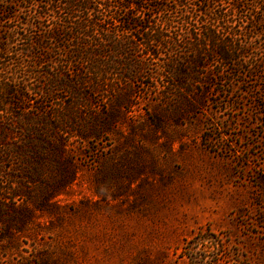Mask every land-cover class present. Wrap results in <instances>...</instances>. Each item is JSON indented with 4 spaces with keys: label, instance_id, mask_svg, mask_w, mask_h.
Returning <instances> with one entry per match:
<instances>
[{
    "label": "rangeland",
    "instance_id": "rangeland-1",
    "mask_svg": "<svg viewBox=\"0 0 264 264\" xmlns=\"http://www.w3.org/2000/svg\"><path fill=\"white\" fill-rule=\"evenodd\" d=\"M56 1L0 0V13L8 10L0 16L1 38L23 23L36 24L30 33L20 30L25 39L17 38L10 51L43 54L58 65L66 52L54 41L46 37L44 46L31 45L56 25L50 8ZM117 1L111 0L113 10ZM202 2L195 1L188 27L177 22L167 28L164 14L148 11L159 3L174 6L173 0H148L146 10L129 13L160 23L165 36L173 37L186 30L201 34L203 24L211 23L214 44L240 50L235 65L215 57L213 48H196L194 35L192 45L163 44L153 57L139 29L133 35L137 50L127 55L137 66L130 78L112 67L114 74L95 89L53 86L51 94L29 96L10 108L15 116L46 124L45 136L62 142L74 175L51 208L15 235L16 246L0 247V264H264V116L245 83L247 63L255 66L264 52V0H225L216 9ZM47 8L51 16L40 27L36 14ZM116 12L119 20L126 18ZM220 13L223 20L216 18ZM108 16L104 11L102 18ZM118 24L104 26L121 34ZM203 53L206 59L198 57ZM196 60L205 67L193 70ZM173 62V69L185 73L174 76ZM70 69L69 86L77 82L71 74L78 67ZM196 98L201 105L192 111ZM26 106L33 108L23 111ZM27 123L17 124L14 141L25 140ZM54 173L46 172L45 181L62 176ZM197 235L207 240L200 239L192 259L186 244Z\"/></svg>",
    "mask_w": 264,
    "mask_h": 264
},
{
    "label": "trees",
    "instance_id": "trees-1",
    "mask_svg": "<svg viewBox=\"0 0 264 264\" xmlns=\"http://www.w3.org/2000/svg\"><path fill=\"white\" fill-rule=\"evenodd\" d=\"M147 1L120 0L117 1L115 10H113L111 0H57L55 6L50 7L57 14L56 25L47 34L31 41L32 46H44V40L47 37L49 41H54L57 44L56 49L66 52L61 55L55 68L52 64L50 65V62H53L52 58H48L46 55L38 54L35 57L31 51H10L11 43H14L17 38L25 39L20 30L30 33L36 24L23 23L22 29L16 26L11 30L8 38L0 37V41L4 45H0V233L2 232L0 247L4 244L16 246L18 241L15 235L25 232L33 223L38 212L44 213L51 208L54 195L64 189L74 175L71 162L65 159L66 151L62 142L55 143L50 137L45 136L43 126L46 124L44 122L42 125L37 124L34 120L36 118L31 115L15 116L10 108L14 109L19 102L30 101L29 96L51 94L53 86L70 89H75L76 86L80 89L93 87L95 89L108 81L109 74H114L112 67L120 68L122 76L130 78L137 66L127 55L131 50H137V41L133 35L139 29L145 49L149 50L150 54L163 44L171 49L178 48V44L182 41L192 45V36L194 35L195 41H197L196 48L206 47L208 50L213 48L215 57L222 60L226 57L230 58L232 64L235 65L237 59H234L233 56L238 51L240 53V50H232L228 46L225 48L214 44L217 40V31L212 28L211 23L203 24L201 34L195 32L190 34V30L189 32L186 30V33L173 37L165 36L160 23L154 20L146 22L145 18L142 22L137 14L129 13L130 10H146L144 3ZM173 1L174 6L159 3L148 11L164 14L162 21L167 28L177 22L181 27L185 25L188 27L193 18L196 0ZM223 1L225 0H203L202 4L209 3L208 6H210L213 3L214 9H216ZM50 8L36 14V17L41 20L40 27L49 20ZM117 10L126 13V18L123 21L119 20ZM104 11L109 12L108 18H102ZM5 13H8V10L2 11L0 16ZM225 16L220 13L216 18L223 20ZM7 20L11 21L12 17H8ZM111 20L119 23L121 34L111 32L104 26ZM64 33L68 34V38L65 39ZM229 35L233 40H237L238 35ZM62 40L68 41L69 45L70 43L72 45L67 48L62 47L59 43ZM231 44L233 45L234 42L231 41ZM48 50L50 51V49ZM106 53L109 55L106 56ZM4 55L9 56V60L5 59ZM116 56L124 57L125 60L121 63L109 62L107 64L103 61L106 57ZM151 56L154 57L153 54ZM151 56L149 55V57ZM198 57L206 59L207 56L203 53ZM255 61V66L247 63L249 76H245L247 78L245 83L249 85L247 93L254 95V107H258L257 113L264 116L263 51L256 55ZM75 64L78 70L71 76L76 77L77 82L72 81L69 86L65 73H72L70 67ZM191 65L193 70L197 67H205L201 66L198 60L192 61ZM175 66L176 62H173V66L170 68V72L174 76L177 72L185 73L182 69L181 71L173 69L177 68ZM190 72L192 73V71ZM259 74L261 75L259 76ZM258 79L261 80V85L255 83L258 82ZM192 88L194 89V84H192ZM183 91L187 92L188 90L184 88ZM196 105H201L200 99L189 104V107L193 111ZM32 108L33 106H26L23 111L29 112L28 109ZM19 122H28L23 142L14 141V129H17ZM54 170H58L62 176L48 182L45 181L46 172L55 174ZM28 184L34 187L29 188ZM21 202H25L24 205H21ZM200 239L207 240L197 235L186 244V249L189 250L192 259L200 245Z\"/></svg>",
    "mask_w": 264,
    "mask_h": 264
}]
</instances>
